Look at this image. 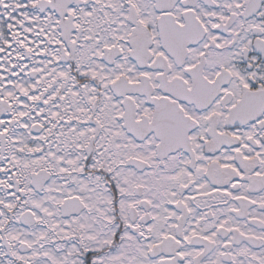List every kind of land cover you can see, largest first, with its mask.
<instances>
[{
  "label": "snow or ice",
  "instance_id": "obj_1",
  "mask_svg": "<svg viewBox=\"0 0 264 264\" xmlns=\"http://www.w3.org/2000/svg\"><path fill=\"white\" fill-rule=\"evenodd\" d=\"M0 264H264V0H0Z\"/></svg>",
  "mask_w": 264,
  "mask_h": 264
}]
</instances>
